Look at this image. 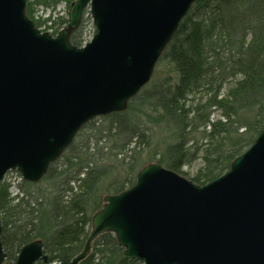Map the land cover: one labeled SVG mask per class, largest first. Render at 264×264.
<instances>
[{"label":"water","instance_id":"95a60500","mask_svg":"<svg viewBox=\"0 0 264 264\" xmlns=\"http://www.w3.org/2000/svg\"><path fill=\"white\" fill-rule=\"evenodd\" d=\"M195 1L74 0L53 35L27 15V0H0V183L10 170L40 181L86 123L126 110ZM87 9L96 33L74 45ZM103 200L68 264L107 232L124 258L144 264H264V128L208 183L149 161L132 186ZM2 230L0 217V264H57L39 238L7 261Z\"/></svg>","mask_w":264,"mask_h":264},{"label":"trees","instance_id":"16d2710c","mask_svg":"<svg viewBox=\"0 0 264 264\" xmlns=\"http://www.w3.org/2000/svg\"><path fill=\"white\" fill-rule=\"evenodd\" d=\"M62 1L68 8L73 2L27 0L26 13L56 34L68 23L56 13ZM39 8L49 14L36 17ZM70 40L82 46L84 30L76 29ZM162 58L171 63L168 73L158 77L155 70L126 110L86 123L41 181L23 180L15 195L10 183H0L7 261L39 238L50 263L68 264L83 249L103 196L133 185L147 162L188 176L183 168L200 159L189 178L205 184L255 142L264 128V0H196ZM216 111L220 117L214 118ZM161 126L169 135L158 141ZM111 174L116 176L106 188ZM79 264L138 260L124 258L116 236L107 232Z\"/></svg>","mask_w":264,"mask_h":264},{"label":"rangeland","instance_id":"374dc122","mask_svg":"<svg viewBox=\"0 0 264 264\" xmlns=\"http://www.w3.org/2000/svg\"><path fill=\"white\" fill-rule=\"evenodd\" d=\"M74 1V0H73ZM72 4V3H71ZM71 8V6H70ZM70 8L67 7V4L65 1H62L57 9H56V13H58L59 15H64L68 18V13H69V10ZM47 14H49V10L47 11H44L42 8H39L38 9V12H37V16H43L45 17ZM66 25H64L63 27H65ZM82 30H84V36L86 38V41H90L92 39V37L94 36V34L96 33V27H95V24L93 22V18L90 14V11L87 10L83 17H82V21L80 23V26H79ZM171 67V63L169 62V60L167 59H164L162 58L157 66H156V73L158 77L160 76H165L169 69ZM155 74H153L152 76V79L154 78ZM151 79V80H152ZM150 80V81H151ZM220 111H216L214 114H213V117L214 118H217V117H220ZM158 131H157V139L158 141L161 139V138H164L166 136L169 135V131L164 127V126H161V127H157ZM201 166V160H197L195 163H193L192 166L188 167V166H185L183 169L184 171H186L188 173V178L189 176H193L197 169ZM118 174V173H116ZM112 175V176H111ZM109 175V177H106L104 180H105V187L108 188L110 187V185L108 184V182H111L114 178H115V174H111ZM5 180L11 184L10 186V190L12 191L13 195H15L18 191H19V184L22 183L23 181V178H22V175L19 171H11L9 172L6 177H5ZM4 180V181H5ZM90 233V232H89ZM97 239V238H96ZM95 239V240H96ZM94 240V241H95ZM93 241V242H94ZM92 250H93V243H92ZM91 250V252H92ZM90 252V253H91ZM50 263V262H49ZM57 263V262H56ZM138 264H144L142 261H138Z\"/></svg>","mask_w":264,"mask_h":264}]
</instances>
